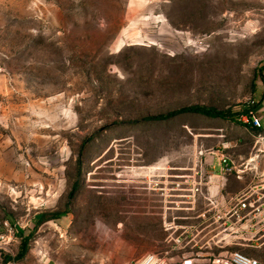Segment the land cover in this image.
<instances>
[{
  "label": "rangeland",
  "instance_id": "374dc122",
  "mask_svg": "<svg viewBox=\"0 0 264 264\" xmlns=\"http://www.w3.org/2000/svg\"><path fill=\"white\" fill-rule=\"evenodd\" d=\"M263 99L264 0H0V264L175 258L173 169L256 139L231 120L154 118ZM223 238L203 253L228 258ZM256 243L233 249L264 264Z\"/></svg>",
  "mask_w": 264,
  "mask_h": 264
},
{
  "label": "crops",
  "instance_id": "0c3cea01",
  "mask_svg": "<svg viewBox=\"0 0 264 264\" xmlns=\"http://www.w3.org/2000/svg\"><path fill=\"white\" fill-rule=\"evenodd\" d=\"M257 114L261 118L263 125L261 130L254 128L250 112L248 113V111L247 113L237 114L234 120H223H231L232 123L237 124L233 128H243L252 137V133L264 131V109L260 113L257 112ZM257 148H259V144L256 141H223L217 146L196 149L193 156L185 164L175 167L173 170L177 172L181 171L182 174L192 175L199 169L200 162H204L203 167L208 175L207 183L203 187V195H198L196 202L186 204L185 209L177 210L185 213V217H178L182 220L180 221L181 224L184 223V225L192 226L193 228L198 227L199 229L207 226V223L213 217L214 211L210 207L211 205L206 199V195L217 200L218 204L230 206L239 195L247 194L251 203L256 202L264 208V151L262 148L256 151ZM200 150L203 151L201 156L198 155ZM221 154L229 158L231 171H224ZM204 213H207L208 218L203 217ZM234 220V218H228L214 223L216 226H220L224 222L225 225H228V230L231 234L225 233L224 236L210 237L207 233L208 236L205 235V237H208L210 243L212 241L215 244L216 240H223V237H225L232 245L229 248L232 252L236 251L233 248L242 245V241L257 242L256 244L258 245L256 247L258 249L264 247V233L260 234L261 231H264L263 213L258 218L251 217L242 222H235ZM206 230H204L203 235ZM0 231H3L2 227H0ZM180 255H177L176 259ZM211 259L215 260L217 264H223L227 260L220 254L211 256ZM259 260H261V257Z\"/></svg>",
  "mask_w": 264,
  "mask_h": 264
},
{
  "label": "built area",
  "instance_id": "2783aa9c",
  "mask_svg": "<svg viewBox=\"0 0 264 264\" xmlns=\"http://www.w3.org/2000/svg\"><path fill=\"white\" fill-rule=\"evenodd\" d=\"M251 121L257 130H261L263 128L261 118L258 116L257 112L252 110L250 111ZM254 139H256L257 144H259V148L256 151L262 150L264 151V131H259L257 133L251 134ZM226 148V146H224ZM259 153V152H256ZM264 153V152H263ZM203 151H199L198 155L201 156ZM221 161L224 164V171H231V167L229 166V158L221 154ZM204 162H200L199 169L196 170L192 175H181L180 180L175 182L174 187L171 189L173 192L170 196L174 199L171 201L174 203L173 209L183 210L188 203L196 202L198 195H203V187L207 183L208 175L206 170L203 167ZM176 198V199H175ZM206 199L208 200L210 207L213 209V217H211V221L207 223V226L199 229L198 227L193 228L188 225H175L173 226L174 231L171 232L169 242L171 243V251H177L180 257L176 259V257L168 258L165 255L161 254H147L140 259L136 260L134 264H217L215 260L211 259V256L203 253L204 248L207 249L209 247L210 240L208 239V235L210 230H206V233L203 235L205 229L214 225L215 222L221 221L224 219H232L234 218L235 222H242L248 218H258L260 214L264 215V208L260 204L256 202L251 203L249 200V196L247 194L239 195L230 206H226L223 204H218L217 200L212 199L210 196L206 195ZM204 218H208L207 213L203 214ZM210 219V218H209ZM215 220V221H213ZM216 226V225H214ZM220 226H223L224 230H227L229 227L225 225V223H221ZM216 228V227H215ZM213 228V229H215ZM208 233V235H207ZM205 235H207L205 237ZM215 237V236H212ZM223 240H216V244L221 243ZM191 246V248H196L201 251L195 253H184L183 250L187 247ZM168 253V252H166ZM225 264H263L259 259L249 256L243 253L240 250L233 251L230 256L227 258Z\"/></svg>",
  "mask_w": 264,
  "mask_h": 264
},
{
  "label": "trees",
  "instance_id": "16d2710c",
  "mask_svg": "<svg viewBox=\"0 0 264 264\" xmlns=\"http://www.w3.org/2000/svg\"><path fill=\"white\" fill-rule=\"evenodd\" d=\"M248 110H245L244 112L241 113H247ZM181 113H197L201 114L207 117H212V118H221V119H232L234 120V115L231 113H227L224 111L217 110L215 108H209L206 106H188V107H183L179 109L178 111H174L170 114L167 115H162L157 118H154L159 121L167 120L170 119L173 116H176ZM249 113V112H248ZM42 222V216H39L38 218V223ZM30 239V236H25L23 237V244H22V250H21V256H24L26 254V251L28 249V241Z\"/></svg>",
  "mask_w": 264,
  "mask_h": 264
}]
</instances>
